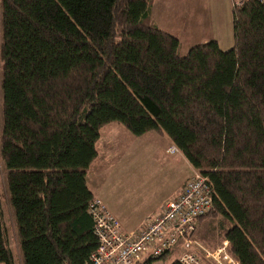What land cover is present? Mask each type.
<instances>
[{
    "label": "trees",
    "instance_id": "1",
    "mask_svg": "<svg viewBox=\"0 0 264 264\" xmlns=\"http://www.w3.org/2000/svg\"><path fill=\"white\" fill-rule=\"evenodd\" d=\"M152 3L0 0V264H17L5 201L20 264L90 263L87 171L114 122L165 133L207 179L198 223L220 218L233 256L264 264V1L232 7L228 50L210 40L182 55Z\"/></svg>",
    "mask_w": 264,
    "mask_h": 264
},
{
    "label": "rangeland",
    "instance_id": "2",
    "mask_svg": "<svg viewBox=\"0 0 264 264\" xmlns=\"http://www.w3.org/2000/svg\"><path fill=\"white\" fill-rule=\"evenodd\" d=\"M154 3L159 13L156 17V19L159 17L158 27L179 39L181 55L186 54L194 45L205 44L213 39L218 41L219 47L223 50H228L233 45L230 32L228 45L225 42L227 36L222 8L216 11L210 0H155ZM200 15L203 18L202 24ZM214 24L218 25V29L215 30ZM114 123L109 124H114L113 126L103 127V129L111 127L114 132L102 141L103 149L99 150V156L95 158L90 168L89 187L114 211L122 212L121 217L139 222L147 213L154 212L156 205L171 193L178 180H185L196 171L179 152L173 155L165 152L169 139L165 133L150 131L135 137L122 124ZM0 187L4 194L1 172ZM101 198L99 199L102 201ZM3 210L8 225L9 244L13 249L16 263L20 264L16 235L13 233L11 222L12 213L8 210L6 201L3 202ZM219 220L218 217L206 218L198 223L195 237L204 241L206 246L220 241L222 238L218 235ZM172 259L173 257L169 261Z\"/></svg>",
    "mask_w": 264,
    "mask_h": 264
},
{
    "label": "built area",
    "instance_id": "3",
    "mask_svg": "<svg viewBox=\"0 0 264 264\" xmlns=\"http://www.w3.org/2000/svg\"><path fill=\"white\" fill-rule=\"evenodd\" d=\"M230 1L232 7H238L249 0ZM168 152L174 154L178 149L173 146ZM211 200L207 179L195 172L158 211L147 214L129 231L95 197L88 212L94 219L98 245L89 264H140L146 257L151 264H162L158 259L170 251H177L176 260L181 264H241L228 248L227 239L209 248L195 237L199 219L212 209Z\"/></svg>",
    "mask_w": 264,
    "mask_h": 264
},
{
    "label": "crops",
    "instance_id": "4",
    "mask_svg": "<svg viewBox=\"0 0 264 264\" xmlns=\"http://www.w3.org/2000/svg\"><path fill=\"white\" fill-rule=\"evenodd\" d=\"M154 1L155 0H153V3H154ZM201 1V0H200ZM212 3H213V6L215 7V9H216V11H219L221 8H222V13H224V15H225V17H224V23H225V32H226V39H227V41H225L226 43H227V45H228V43H229V36H228V34H229V32H230V36H232V25H231V9H232V6H231V4H232V2L230 1V0H210ZM152 3V8H151V16H152V18H153V21H154V23H155V25L156 26H158L157 25V20H158V18L156 19V17L157 16H159V13L157 12V9H156V7H154L155 6V3L153 4ZM158 5V4H157ZM221 13V12H220ZM202 17H201V15H200V22L202 21ZM203 22H201V24H202ZM215 25V24H214ZM218 27V25L216 24L215 25V30L216 29H218L217 28ZM223 36V35H222ZM222 36H220L221 37V39L223 38ZM232 39H233V36H232ZM214 40V39H213ZM217 41V40H216ZM217 43H218V41H217ZM230 46V45H229ZM115 124V123H114ZM114 124H112V125H109V126H113ZM111 127H106V129H102L101 131H100V138L98 139V141L96 142V148H97V156L96 157H98L99 156V150H102L103 149V144H102V141H103V139L104 138H107L108 136L107 135H109V134H111V133H113L114 132V130L112 131L111 129H110ZM105 132H107V133H105ZM167 143H168V146L169 147H173V145L171 144V142H170V140L168 139L167 140ZM166 147V149H165V152L166 153H169L168 152V149L167 148H169V147ZM112 147V149H113V146H111ZM109 150V149H108ZM169 154H171V153H169ZM173 155V154H172ZM94 161H95V159H94ZM93 161V162H94ZM92 166V165H91ZM91 166H90V168H91ZM88 169V174H87V177H86V183L88 184V188H89V190L91 191V189H90V187H89V172H91L90 170L91 169ZM188 177V176H187ZM187 177L185 178V180H178V183H177V185H176V187H174L172 190H171V193H169V194H167L166 195V197H165V199H167L168 197H171L172 195H174V194H176V192H178V190L180 189V187L182 186V184L187 180ZM92 192V191H91ZM92 194L93 195H95V197H98V198H101V197H99L98 195H96L95 194V192H92ZM102 199V198H101ZM165 199L163 200V201H165ZM102 201L104 202V204H105V206H107L108 207V209H109V211L111 212V214L114 216V217H116L119 221H120V223H121V225L123 226V228L124 229H127V230H129V231H131V229H135L141 222H142V220H143V218L145 217H143L142 218V220H140L139 222H136V221H132V220H128V219H126V217H121L120 215H122V212H120V211H114L108 204H107V202H105L104 201V199H102ZM162 201V202H163ZM162 202H159V204L158 205H156V207L154 208L155 210H153L154 212H156V211H158L159 210V208H160V206L162 205L161 203ZM147 214H149V213H147ZM199 240V239H198ZM200 241V240H199ZM201 243H204V241H200ZM205 244V243H204ZM214 245H215V242H213V244L212 245H207L209 248H213L214 247Z\"/></svg>",
    "mask_w": 264,
    "mask_h": 264
}]
</instances>
